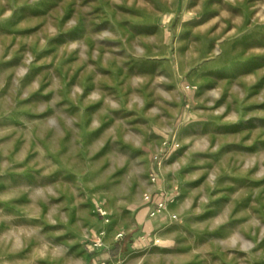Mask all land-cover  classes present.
<instances>
[{
  "label": "rangeland",
  "instance_id": "obj_1",
  "mask_svg": "<svg viewBox=\"0 0 264 264\" xmlns=\"http://www.w3.org/2000/svg\"><path fill=\"white\" fill-rule=\"evenodd\" d=\"M60 8L93 10L112 24L117 17L131 50L166 53L156 59L163 62L155 85L139 81L127 94V130L141 138L135 130L150 127L137 117L145 110L135 97L153 94L157 130L171 131L160 156L172 174L184 162L179 184L189 217L181 213L160 245L139 226L122 231L125 210L140 201V160L128 154L126 165L93 166L86 175L80 144L32 145L40 127L54 124L39 117L46 103L0 102V264H101L107 248L93 243L103 227L126 233L112 244L109 264H264V0H62ZM97 23L96 49L110 55V27Z\"/></svg>",
  "mask_w": 264,
  "mask_h": 264
},
{
  "label": "crops",
  "instance_id": "obj_2",
  "mask_svg": "<svg viewBox=\"0 0 264 264\" xmlns=\"http://www.w3.org/2000/svg\"><path fill=\"white\" fill-rule=\"evenodd\" d=\"M61 2L0 0V31L5 33L0 36V102L46 103L39 117H53L54 124L49 130L40 127L32 145H39L46 151L80 144L88 167L86 175L92 172L93 166L126 165L127 155L134 154L142 165L139 176L142 184L136 192L140 201L132 209L125 210L126 222H121L120 229L139 226L142 232L149 234L152 246L163 244L167 232L183 214L184 195L181 192L185 187L179 182L184 162H179L180 167L172 174L160 156L170 147L171 131L160 133L157 130L158 107L152 106L156 102L153 94L145 92L146 95L135 97L145 110L137 117L145 119L150 127L142 133L135 130L141 138L131 135L134 130L128 133L127 102H131L132 97L128 99L127 94L132 88H140V82L150 87L155 85L157 80L153 74L163 62L156 59L166 57V53L151 54L142 47L131 50L117 17L112 24L109 15L105 20L93 10L86 14L69 13L60 8ZM71 2L78 5V0ZM98 20L110 27L107 33L105 31L110 38L107 43L114 46L109 47L112 53L107 56H102L100 48L95 46V30L100 28ZM164 83L168 85L169 80L164 79ZM113 96L118 101L109 102ZM169 96L173 101L174 96ZM63 103L70 109H59ZM63 117L70 119V127L62 126ZM111 127H115L113 132H110ZM132 140L137 143L131 144ZM251 175L247 176L251 178ZM105 211L110 213L109 209ZM183 215L184 219L189 217ZM183 222L178 220L176 226ZM100 229H103L100 235L107 249L98 259H102L101 264H109L110 249L121 239L120 235L126 233L115 235L117 228ZM253 233L247 236L253 237ZM143 236L145 234L142 235L145 240Z\"/></svg>",
  "mask_w": 264,
  "mask_h": 264
},
{
  "label": "built area",
  "instance_id": "obj_3",
  "mask_svg": "<svg viewBox=\"0 0 264 264\" xmlns=\"http://www.w3.org/2000/svg\"><path fill=\"white\" fill-rule=\"evenodd\" d=\"M123 234H121L120 236H122ZM104 245V243L101 240H97L94 242V247H102Z\"/></svg>",
  "mask_w": 264,
  "mask_h": 264
},
{
  "label": "bare ground",
  "instance_id": "obj_4",
  "mask_svg": "<svg viewBox=\"0 0 264 264\" xmlns=\"http://www.w3.org/2000/svg\"><path fill=\"white\" fill-rule=\"evenodd\" d=\"M120 234V233H119Z\"/></svg>",
  "mask_w": 264,
  "mask_h": 264
},
{
  "label": "trees",
  "instance_id": "obj_5",
  "mask_svg": "<svg viewBox=\"0 0 264 264\" xmlns=\"http://www.w3.org/2000/svg\"><path fill=\"white\" fill-rule=\"evenodd\" d=\"M118 253V252H117Z\"/></svg>",
  "mask_w": 264,
  "mask_h": 264
}]
</instances>
